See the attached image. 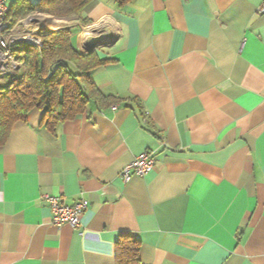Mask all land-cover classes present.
<instances>
[{
    "label": "crops",
    "instance_id": "1",
    "mask_svg": "<svg viewBox=\"0 0 264 264\" xmlns=\"http://www.w3.org/2000/svg\"><path fill=\"white\" fill-rule=\"evenodd\" d=\"M261 7L92 0L82 15L37 12L73 28L78 51L113 59L92 81L142 109L91 102L51 130L35 108L13 126L0 147V264H116L122 234L141 240L143 264H264ZM143 152L154 169L126 181ZM47 196L89 201L80 231L52 222Z\"/></svg>",
    "mask_w": 264,
    "mask_h": 264
},
{
    "label": "trees",
    "instance_id": "2",
    "mask_svg": "<svg viewBox=\"0 0 264 264\" xmlns=\"http://www.w3.org/2000/svg\"><path fill=\"white\" fill-rule=\"evenodd\" d=\"M92 0H40L32 3L19 2L14 18H23L33 13H45L56 17L82 15ZM124 5L129 0H116ZM73 28L48 31L43 37V46L18 42L12 49L16 61L22 64L23 74L15 84L11 74L0 81V147L8 140L17 122H26L30 112L38 108L43 111L42 123L53 130L66 119L84 113L94 102L99 107L113 103L142 109L137 96L121 97L105 95L91 79L94 69L113 62L101 58L95 51H78L72 44ZM141 240L130 234H122L116 242V264H143L140 258Z\"/></svg>",
    "mask_w": 264,
    "mask_h": 264
},
{
    "label": "built area",
    "instance_id": "3",
    "mask_svg": "<svg viewBox=\"0 0 264 264\" xmlns=\"http://www.w3.org/2000/svg\"><path fill=\"white\" fill-rule=\"evenodd\" d=\"M260 11L264 12V7H261ZM44 20L43 15L38 13L14 18L8 0H0V78L22 66L12 55V49L18 42L25 41L39 47L43 46V37L51 30L43 24ZM19 81V78L13 79L15 84ZM154 166L155 157L149 152H143L125 167L124 179L129 181L134 175L145 176L154 169ZM47 201L52 210L53 223L58 226L69 224L73 229L80 231L81 216L89 205L87 199L66 204L59 196H47Z\"/></svg>",
    "mask_w": 264,
    "mask_h": 264
},
{
    "label": "water",
    "instance_id": "4",
    "mask_svg": "<svg viewBox=\"0 0 264 264\" xmlns=\"http://www.w3.org/2000/svg\"><path fill=\"white\" fill-rule=\"evenodd\" d=\"M58 29H60V28H58ZM55 30H57V29H55ZM50 31H53V30H50ZM100 42H101V39L100 40H96V41L93 40L94 45H99Z\"/></svg>",
    "mask_w": 264,
    "mask_h": 264
},
{
    "label": "rangeland",
    "instance_id": "5",
    "mask_svg": "<svg viewBox=\"0 0 264 264\" xmlns=\"http://www.w3.org/2000/svg\"><path fill=\"white\" fill-rule=\"evenodd\" d=\"M55 29H57V28H55ZM55 29H53V30H55Z\"/></svg>",
    "mask_w": 264,
    "mask_h": 264
},
{
    "label": "bare ground",
    "instance_id": "6",
    "mask_svg": "<svg viewBox=\"0 0 264 264\" xmlns=\"http://www.w3.org/2000/svg\"><path fill=\"white\" fill-rule=\"evenodd\" d=\"M57 25V24H56Z\"/></svg>",
    "mask_w": 264,
    "mask_h": 264
}]
</instances>
